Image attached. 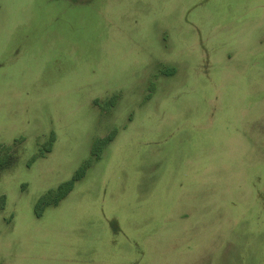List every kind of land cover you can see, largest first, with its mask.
<instances>
[{"label": "rangeland", "instance_id": "374dc122", "mask_svg": "<svg viewBox=\"0 0 264 264\" xmlns=\"http://www.w3.org/2000/svg\"><path fill=\"white\" fill-rule=\"evenodd\" d=\"M0 264H264V0H0Z\"/></svg>", "mask_w": 264, "mask_h": 264}, {"label": "trees", "instance_id": "16d2710c", "mask_svg": "<svg viewBox=\"0 0 264 264\" xmlns=\"http://www.w3.org/2000/svg\"><path fill=\"white\" fill-rule=\"evenodd\" d=\"M109 137L105 140H102L98 143L97 149L100 151L106 144L109 142ZM84 173V168L82 167L77 171V174L73 176L67 182L61 183L55 190H50L44 194L38 201L35 207V214L40 216L43 212V209L48 207L49 205H56L59 201H61L66 195L73 189L74 184L82 177Z\"/></svg>", "mask_w": 264, "mask_h": 264}]
</instances>
